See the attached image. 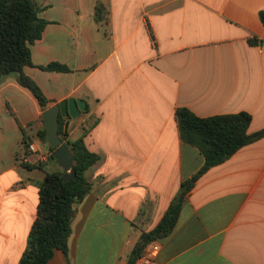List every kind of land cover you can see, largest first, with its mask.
Listing matches in <instances>:
<instances>
[{"label":"crops","instance_id":"1","mask_svg":"<svg viewBox=\"0 0 264 264\" xmlns=\"http://www.w3.org/2000/svg\"><path fill=\"white\" fill-rule=\"evenodd\" d=\"M35 1L48 24L24 72L49 108L84 101L63 129L101 157L87 171L92 190L68 252L48 264H129L141 235L205 163L182 141L177 109L200 118L247 112L249 134L264 130V0ZM52 63L70 72L41 68ZM44 112L15 76L0 83V264L20 263L37 183L62 170L40 139ZM160 246L153 264H264V138L199 178Z\"/></svg>","mask_w":264,"mask_h":264},{"label":"trees","instance_id":"2","mask_svg":"<svg viewBox=\"0 0 264 264\" xmlns=\"http://www.w3.org/2000/svg\"><path fill=\"white\" fill-rule=\"evenodd\" d=\"M40 10L35 0H0V83L7 76H15L18 83L30 90L43 111H46L49 109L48 99L36 82L24 72L25 67L33 66L31 46L41 39L48 24L39 17ZM260 18L264 25V12L260 14ZM96 19L98 22L108 19L101 2L96 7ZM41 68L46 71L70 72L68 67L58 63ZM176 117L182 141L197 147L203 154L205 163L194 177L181 184L178 194L157 227L141 235L131 252L129 264H136L149 244L162 241L173 234L187 196L201 176L227 161L241 148L264 138V130L249 134L252 116L247 112L200 118L189 109L179 108ZM67 118L59 116L58 134L74 155L72 173L75 177L66 182L64 177L67 173L63 170L45 171V178L37 183V215L19 264H48L56 251L61 250L67 254L78 207L92 190L87 171L99 163L101 157L87 148L83 137L74 142L67 140L63 129V122ZM40 139L52 153L56 150L49 145L46 128ZM50 158L57 162L52 155ZM26 167L31 169L33 166Z\"/></svg>","mask_w":264,"mask_h":264},{"label":"water","instance_id":"3","mask_svg":"<svg viewBox=\"0 0 264 264\" xmlns=\"http://www.w3.org/2000/svg\"><path fill=\"white\" fill-rule=\"evenodd\" d=\"M86 111V104L84 101L74 98L59 103L43 113V121L47 130L48 142L51 147L56 149L52 156L56 159L62 170L67 173L64 181H70L75 177L72 173L74 165V155L70 151L69 145L64 143L58 134V120L59 116L71 117L76 119L81 112Z\"/></svg>","mask_w":264,"mask_h":264},{"label":"built area","instance_id":"4","mask_svg":"<svg viewBox=\"0 0 264 264\" xmlns=\"http://www.w3.org/2000/svg\"><path fill=\"white\" fill-rule=\"evenodd\" d=\"M31 151H36V148L34 145H30ZM160 241L152 242L148 245L145 252L143 253L142 257L139 258L136 264H153L158 257V254L160 252Z\"/></svg>","mask_w":264,"mask_h":264}]
</instances>
